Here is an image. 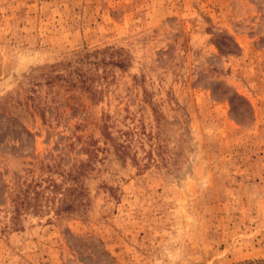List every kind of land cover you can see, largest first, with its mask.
<instances>
[{
  "label": "rangeland",
  "instance_id": "1",
  "mask_svg": "<svg viewBox=\"0 0 264 264\" xmlns=\"http://www.w3.org/2000/svg\"><path fill=\"white\" fill-rule=\"evenodd\" d=\"M0 264H264V0H0Z\"/></svg>",
  "mask_w": 264,
  "mask_h": 264
}]
</instances>
